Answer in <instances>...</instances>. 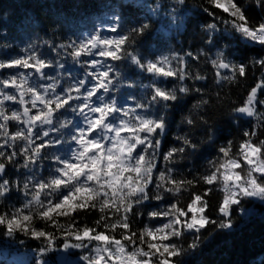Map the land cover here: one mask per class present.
Returning <instances> with one entry per match:
<instances>
[{"label":"snow or ice","instance_id":"obj_1","mask_svg":"<svg viewBox=\"0 0 264 264\" xmlns=\"http://www.w3.org/2000/svg\"><path fill=\"white\" fill-rule=\"evenodd\" d=\"M163 2L172 13L169 22L175 18L179 27L180 9L187 0H156L157 5ZM207 4L213 20L202 28L210 30L206 46L183 53L169 49L149 57L138 52L149 21L123 29L114 23L107 34L101 25L87 36L42 41L20 55L0 58V228L9 240L23 234L40 242L35 256L19 264H177L174 258L183 248L174 238L185 230L198 233L210 222V198H216L224 217L240 197L264 202V53L241 63L222 50L213 51L217 19L264 45V15L255 19L245 12L254 5L264 13V0H207ZM68 59L83 65L82 77L72 79L64 72L48 75L53 64L62 69L61 61ZM125 60L152 78L140 85L150 89L143 102L128 97L133 103L120 104L110 96L125 84L135 86L116 70L114 62ZM202 64L212 69L206 87L196 83L209 81L208 74L200 71ZM257 69L258 82L234 101L231 86H239L249 74L255 76ZM159 77L170 78L172 86L158 85ZM226 85L229 91H224ZM192 93L198 98L184 117L188 125L210 124L228 115L240 123L247 120L248 127L221 145L207 168L189 179L173 165L177 156L185 158L184 146L196 145L181 135L177 139L183 146L162 151L158 133L165 127L164 119L147 110L161 102L167 107L166 102ZM69 113L74 119L68 118ZM46 159L54 161V174L49 169L45 177ZM10 167L24 175L10 177ZM13 190L22 192L18 205L5 203ZM168 194L173 199L162 208L146 212L140 207L145 201H163ZM97 212L94 227L89 226L88 214ZM80 216L84 219L78 220ZM230 225L231 220L220 224ZM189 247L195 248L196 242ZM50 255L52 259L47 258Z\"/></svg>","mask_w":264,"mask_h":264},{"label":"trees","instance_id":"obj_2","mask_svg":"<svg viewBox=\"0 0 264 264\" xmlns=\"http://www.w3.org/2000/svg\"><path fill=\"white\" fill-rule=\"evenodd\" d=\"M143 2V3H141ZM203 4V7L200 5ZM210 8L207 0H187V5L180 9L179 19L183 23L177 27L176 19L169 22L168 17L172 15L168 11V3L163 2L162 6L156 4V0H136L135 3L129 0H0V58H11L20 55L22 50L29 45H36L42 41L50 39H76L87 36L94 29H99L101 25L107 34V28L114 23H119L123 29L125 27L138 26L142 22H151V26L138 41V52L146 56H156L167 53L169 49H175L181 53L187 50H194L198 47L206 46L205 38L208 31H203L205 24L210 23L213 17L206 9ZM217 12L221 10L217 9ZM246 14L260 19L261 10L254 5L245 8ZM226 15V14H225ZM117 17L119 20L117 21ZM218 25L213 33L215 49L222 50L228 55L230 60L245 62L249 58L259 56L264 53V45H261L250 38L242 41L240 32L224 24L217 19ZM137 47V45H133ZM48 55L55 61L57 58L49 50ZM63 63V68L56 67L55 64L47 69L48 75L55 76L60 72L65 75L71 74L72 79L83 76L84 68L82 64H77L71 59ZM117 71H120L124 81H132L135 86L125 84L118 91L113 89L110 96L117 98L120 104L133 103L128 97H135L143 102L150 89L141 88V84L150 83L152 78L130 61L114 62ZM14 71L12 69L7 70ZM202 74L207 73L209 81H197V85L208 86L211 82L212 69L210 65H201ZM260 70L257 69L255 76L249 74L247 80H242L239 86L232 85V99L238 100L239 95H246L245 89L250 90L258 82ZM170 78L159 77L156 83H163L164 86L171 87L168 82ZM224 91H229L226 85ZM198 94L192 93L180 96L176 101H168L167 107L164 102L153 104L147 111L164 119L165 127L158 133L161 142V150L167 151L172 147L183 146L182 141L177 137L187 135L196 147L184 146L185 158L176 157L173 168L183 172L189 179L197 173L203 172L208 161L213 160L221 145L227 141L242 135V129L248 127V121L238 122L235 116L222 115L210 124L199 121L195 126L188 125L184 117L189 114L193 103L197 100ZM7 107V106H6ZM18 107V106H16ZM35 111V110H34ZM10 114V111H9ZM206 114L205 112L201 113ZM69 119L74 117L69 113ZM251 119V118H249ZM209 129L211 131L209 132ZM10 131H14V126H9ZM211 135V139H206ZM204 138V139H202ZM59 154V153H57ZM162 157L159 166L164 167ZM43 175H49L48 170L53 169L54 161L46 159L43 161ZM10 177L23 176L24 171H17L9 168ZM197 190H201L197 188ZM189 195L185 192L184 199ZM22 192L13 190L8 193L7 204H19ZM52 198H55L54 196ZM259 197H240L239 203L233 204L228 217L219 213L215 204L216 198H210L208 210L209 223H207L197 233L194 230L186 231L180 237H176L175 242L183 248L180 256L175 257L177 264H264V202L259 201ZM170 194L165 200L145 201L140 207L147 211L154 208H162L166 202L172 200ZM248 219L243 218L245 211H250ZM0 210H3L0 208ZM99 213H89L86 222L93 226V222L98 219ZM84 219L83 216L77 217ZM146 220V218H145ZM224 220H231L229 227H221ZM61 223H67L61 218ZM83 222V221H81ZM83 226V225H82ZM142 227V225L136 226ZM195 241L196 247L189 245ZM39 241L31 240L23 234H17L14 241L4 236V229L0 228V249H4L7 258L0 260V264H14L15 261L9 259L12 254L11 249L15 246L22 247L23 251H30L35 256V249L39 246ZM29 252V253H30ZM52 259L50 255L47 257ZM16 264H19L16 262Z\"/></svg>","mask_w":264,"mask_h":264},{"label":"rangeland","instance_id":"obj_3","mask_svg":"<svg viewBox=\"0 0 264 264\" xmlns=\"http://www.w3.org/2000/svg\"><path fill=\"white\" fill-rule=\"evenodd\" d=\"M186 231H192V230H186ZM21 248L22 247H20V246L18 248H15L13 250L14 252H12L11 256L9 257V259L12 260V261H15V262L16 261L20 262V261H22L24 259H29L30 256H33V254H31V252H30L31 255L29 254V257L26 256L25 252H28V251H23ZM3 250L4 249H2V248L0 249V260H2L5 257L7 258V255L3 252ZM75 251H79V250H75Z\"/></svg>","mask_w":264,"mask_h":264},{"label":"bare ground","instance_id":"obj_4","mask_svg":"<svg viewBox=\"0 0 264 264\" xmlns=\"http://www.w3.org/2000/svg\"><path fill=\"white\" fill-rule=\"evenodd\" d=\"M258 199H259V201H261V198H258ZM248 212H250V213H251V209H250V211H247V213H248ZM250 213H249V214H250Z\"/></svg>","mask_w":264,"mask_h":264}]
</instances>
